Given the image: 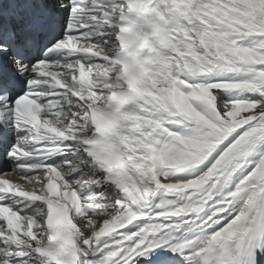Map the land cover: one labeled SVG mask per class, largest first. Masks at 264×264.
I'll use <instances>...</instances> for the list:
<instances>
[{
    "label": "snow or ice",
    "instance_id": "1",
    "mask_svg": "<svg viewBox=\"0 0 264 264\" xmlns=\"http://www.w3.org/2000/svg\"><path fill=\"white\" fill-rule=\"evenodd\" d=\"M0 264H264V0H0Z\"/></svg>",
    "mask_w": 264,
    "mask_h": 264
}]
</instances>
